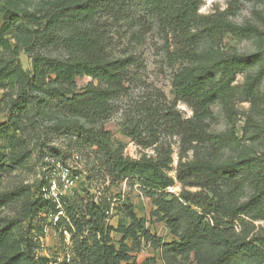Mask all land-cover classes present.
Returning <instances> with one entry per match:
<instances>
[{
	"label": "rangeland",
	"instance_id": "rangeland-1",
	"mask_svg": "<svg viewBox=\"0 0 264 264\" xmlns=\"http://www.w3.org/2000/svg\"><path fill=\"white\" fill-rule=\"evenodd\" d=\"M10 1L19 10L39 12L57 0ZM95 1L100 7L95 22L109 30L108 52L122 61L125 69L122 90L110 101L106 121L96 124V128L108 133L110 148L116 155L153 160L172 180L171 185L161 190L151 182L150 175L123 178L119 173L112 174L104 151L91 143L92 127L85 119L74 116L71 108L58 99L41 93L26 94L20 84L5 83L0 89V230L6 220L32 218L37 213L33 220L28 217L21 223L30 230L28 238L34 242L36 258H47L50 264L70 257L71 264H82L79 245L87 236L91 245L94 231L85 223L90 221L89 211L95 205L105 225L114 229L112 243L128 256L121 264H200V258H211L216 250L177 254L173 244L180 240L154 200L162 193L167 194L166 201L177 197L182 204L185 193L203 192L213 197L209 187L179 180L182 163L226 165L239 158L243 147L264 153V0L200 3L201 17L225 14L236 28L220 34L215 41L203 39L197 49V64L211 67L223 54L249 58L247 67L237 73L229 88L227 103L212 106L213 120L202 123L208 135L203 142L190 135L192 122L197 123L195 112L173 87L175 75L186 65L176 56L179 44L175 31L170 27L165 30L143 0ZM9 23L0 9V28ZM68 31L66 28L61 34ZM27 34L14 26L4 36L13 49H20L17 55L10 53L5 59L11 61V67L21 66L27 78L33 74L34 53L55 59L67 57L61 46L46 41L30 52ZM260 73L262 78L250 96L249 83ZM89 86L105 87L99 80L81 76L74 80L72 95L66 98L85 94ZM62 167L69 170L74 183L66 189L60 209L43 199V189L48 190L51 183L61 186ZM241 179L240 173H233L219 184L224 183L221 188L226 191L234 189ZM8 194L17 197H1ZM250 196L251 187L246 185L242 201ZM41 199L48 205L37 212V207L30 211L26 206L24 210L25 203L35 205ZM60 210L65 217L55 225ZM213 217L206 219L213 222ZM80 223L85 227L83 235L78 232ZM226 223L237 238L264 243V220L240 216L226 219ZM186 227L183 221L178 230L182 232ZM126 230L131 235H126ZM232 264L264 263L239 257Z\"/></svg>",
	"mask_w": 264,
	"mask_h": 264
},
{
	"label": "trees",
	"instance_id": "trees-1",
	"mask_svg": "<svg viewBox=\"0 0 264 264\" xmlns=\"http://www.w3.org/2000/svg\"><path fill=\"white\" fill-rule=\"evenodd\" d=\"M143 1L165 30L170 27L175 31L179 44L176 56L186 65L175 75L173 87L195 112L197 123L192 122L190 135L203 142L208 135L202 123L213 120L212 106L218 102L227 103L229 88L237 73L247 67L249 58L237 53L223 54L211 67L203 66L196 62L197 49L203 39L215 41L220 34L233 31L236 27L225 14L201 17L198 12L203 0ZM0 9L10 22L0 28V89L5 83L11 86L20 84L26 94L41 93L58 99L71 108L74 116L85 119L91 125V143L104 151L112 174L119 173L123 178L150 175L151 182L153 180L152 183L159 189H167L172 180L161 172L160 165L150 159L131 160L116 155L110 148L108 133L96 128V124L102 125L106 121L110 101L120 94L125 72L122 61L112 58L108 52V27L95 22L100 12L96 1L57 0L42 11L31 12L14 8L10 0H0ZM14 26L28 33L30 52L46 41L49 45L61 46L67 57L55 59L34 53L33 74L27 78L21 66L11 67V61L5 59L10 53L17 55L20 50L19 47L13 49L10 41L4 38ZM66 28L70 31L62 35ZM81 76L99 80L105 87L89 86L85 94L66 98L72 95L70 87L74 85V80ZM261 76L262 73L250 81V96ZM233 173H240L242 179L234 189L224 191L221 188L224 183L219 182ZM178 178L191 186L209 187L213 197L205 196L203 192L185 193L182 204L177 197L166 201V193L156 196L154 204L166 214L180 240V243L173 244L177 254H199L205 248H214L216 254L211 258H200V264H232V260L239 257L264 263L263 241L237 238L233 228L226 223V219L240 216L264 220V153L258 154L250 147H243L239 158L226 165L182 163ZM228 180L233 181L231 178ZM246 185L251 187V196L242 201ZM9 196L11 199L17 197L10 194L1 197ZM45 205H48L47 202L41 199L35 205L25 203L23 208L26 211L28 206L32 211L33 207H37V212ZM176 209L178 212L174 213ZM211 215L214 216L213 222L206 219ZM89 216L91 219L85 224L91 225L94 236L91 245L88 236L79 245L82 264H121L127 261L126 253L112 243L114 229L105 225L100 208L93 205ZM23 219L4 221L0 230V264H49L47 258H36L34 242L28 238L30 230L22 227ZM72 220L75 221V218ZM183 221L187 222V227L180 232L178 225ZM84 228L83 223L78 225V232L82 235ZM125 233L131 235L129 230Z\"/></svg>",
	"mask_w": 264,
	"mask_h": 264
},
{
	"label": "built area",
	"instance_id": "built-area-1",
	"mask_svg": "<svg viewBox=\"0 0 264 264\" xmlns=\"http://www.w3.org/2000/svg\"><path fill=\"white\" fill-rule=\"evenodd\" d=\"M60 176V182H61V186L58 183H51L48 187V190H44V193L46 195H43V199L50 201L51 203H53L56 207L60 208L62 207V204L64 203V196H66V189H69L72 184L74 183V181L71 179L70 177V173L69 170L67 168H63L61 172L59 173ZM55 225H58V223L60 224L62 218L63 217V211L60 210L56 215H55ZM64 235L65 236H70L68 231H64ZM71 264V259L70 257L67 260H62V259H57L54 262H51L50 264Z\"/></svg>",
	"mask_w": 264,
	"mask_h": 264
}]
</instances>
